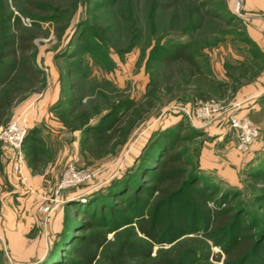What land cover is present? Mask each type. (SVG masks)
I'll return each instance as SVG.
<instances>
[{
  "label": "rangeland",
  "instance_id": "rangeland-1",
  "mask_svg": "<svg viewBox=\"0 0 264 264\" xmlns=\"http://www.w3.org/2000/svg\"><path fill=\"white\" fill-rule=\"evenodd\" d=\"M149 1L50 0L56 9L50 16L57 17L40 21L20 17L23 0H0V12L20 17L23 26L39 35L32 63L45 79L41 89L14 104L0 125L1 130L20 116L27 119L19 148L0 142V264H51L57 258L53 245L62 244L57 236L74 226V209L59 207L45 221L39 208L66 170L88 175L67 195V202L82 206L88 196H104L109 186L134 180L151 142L170 130L190 136L182 150L216 197L222 195L207 209L230 203L241 228L248 225L253 234H263L264 185L254 184V174L264 167V9L251 10L246 0L239 7L235 0H224L226 12H217L212 23L190 1L177 11L154 15ZM42 12L48 11L34 9L32 14L44 16ZM178 44L186 45L202 69L226 85L209 100L248 117L257 128L249 155L236 151L227 114L198 120L195 110L204 102L196 101L190 88L161 85L166 71L161 58ZM77 101L89 117L77 116ZM119 116L121 123L113 127L118 133L112 137L106 126ZM92 131L102 138L90 136ZM180 202L177 215L186 216L203 238L209 228L201 214L184 207L186 198ZM120 230L106 234L107 243L122 239ZM235 231H218V245L207 241L211 262L218 256L217 264H222L223 247Z\"/></svg>",
  "mask_w": 264,
  "mask_h": 264
},
{
  "label": "trees",
  "instance_id": "trees-1",
  "mask_svg": "<svg viewBox=\"0 0 264 264\" xmlns=\"http://www.w3.org/2000/svg\"><path fill=\"white\" fill-rule=\"evenodd\" d=\"M187 1L197 5L202 17L212 23L217 12H226L224 0H150V13L177 11ZM23 3L20 17L40 21L57 17L50 16L56 13L50 12L56 10L50 0H23ZM34 9L48 12H42L44 16H34ZM20 17L11 19L6 12H0V125L8 119L14 104L41 89L45 83L32 63L33 41L39 35L23 26ZM161 59L166 66L161 80L165 89L190 88L198 102L218 96L222 88L226 89L225 84L217 82L202 69L186 45L173 46ZM76 103L79 105L76 104L79 108L77 116L89 117V110L81 108L80 101ZM113 113L111 110L107 117ZM121 120L120 116L116 117L106 126L107 130H112V137L118 133L113 127ZM90 133L95 139L103 136L95 131ZM189 139L190 136L181 135L180 131L160 133L149 145L134 180L125 178L120 186H109L104 196H88L87 203L82 206L67 202L68 192L73 193L71 190L77 187L64 192L61 207L74 209L71 214L75 224L67 226L63 234L57 236L63 242L53 245L57 258L51 264H217L218 256L215 263L210 261L212 256L207 241L212 239L213 245H218L214 239L218 231L235 228L227 247H223L222 264H264V229L258 236L248 225L241 228L230 203L213 211L207 209L210 201L217 197L221 201L222 195L216 197L213 188L205 183L182 150L181 143ZM256 170L254 184L264 185V167ZM183 197L188 201L184 207L191 208L192 214L199 212L205 227L209 228L203 238L198 237L197 228L188 223L186 216L177 215L175 211L183 208L180 204ZM261 209L264 210V206ZM118 230L124 237L107 243L106 234ZM189 235L193 236L184 237ZM155 247L158 249L153 255Z\"/></svg>",
  "mask_w": 264,
  "mask_h": 264
},
{
  "label": "built area",
  "instance_id": "built-area-1",
  "mask_svg": "<svg viewBox=\"0 0 264 264\" xmlns=\"http://www.w3.org/2000/svg\"><path fill=\"white\" fill-rule=\"evenodd\" d=\"M235 1L236 6L239 7L240 0ZM225 114H227L228 126L236 136V151L243 156L249 155L255 141L258 139L259 132L248 117L239 116L236 112L224 108L213 100L200 103L195 110V118L201 121L215 119ZM26 133L27 119L25 116H20L7 127L0 130V142L14 148H19L25 140ZM16 170L19 171L18 168ZM87 177V174L77 173L70 168L65 171L52 197L47 198L44 205L39 208L45 221L64 204L63 193L70 188L80 185Z\"/></svg>",
  "mask_w": 264,
  "mask_h": 264
},
{
  "label": "crops",
  "instance_id": "crops-1",
  "mask_svg": "<svg viewBox=\"0 0 264 264\" xmlns=\"http://www.w3.org/2000/svg\"><path fill=\"white\" fill-rule=\"evenodd\" d=\"M247 7L251 10H263L264 9V0H246Z\"/></svg>",
  "mask_w": 264,
  "mask_h": 264
}]
</instances>
